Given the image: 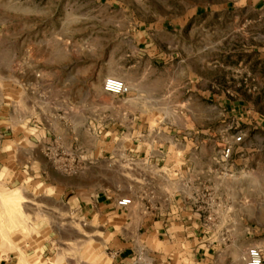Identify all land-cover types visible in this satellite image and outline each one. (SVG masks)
Masks as SVG:
<instances>
[{
    "label": "rangeland",
    "instance_id": "rangeland-1",
    "mask_svg": "<svg viewBox=\"0 0 264 264\" xmlns=\"http://www.w3.org/2000/svg\"><path fill=\"white\" fill-rule=\"evenodd\" d=\"M212 1L0 0V140L3 146L20 147L23 158L33 147L47 167L76 175L77 182L86 178L87 171L99 182L104 164L111 181H125L130 193L139 185L131 180L130 171L140 160L132 153L123 155L118 146L138 143L140 135L151 138L155 99H181L190 91L170 89L169 83L186 77L173 81L167 71L194 69L196 48L216 46L220 56L210 54L209 59L220 62V76L210 89L218 104L212 102L210 89L202 98L209 110L218 105V117L207 128L214 129L215 136L210 138L218 135L219 145L208 140L202 158L195 146L191 157L189 151L187 188L194 192L197 205L211 204L206 219L221 232V238L228 241V234L233 233L239 244L251 236L252 245L264 251V243L256 242L264 238V65L257 59L246 65L243 59L250 58L243 45L251 31L256 32L250 31L249 24L209 17L208 32L202 26L195 28L196 6ZM203 12L204 8L198 12L202 18ZM197 33L201 35L198 40ZM230 48L237 49L235 71L224 68L231 62ZM108 77L122 79L129 91H105ZM178 106L185 109L187 103L182 100ZM174 108L163 105L161 116L165 123L172 119L175 126H181L183 116L172 114ZM144 109L147 115L140 116ZM238 134L243 138L236 142ZM228 147L231 150L226 155ZM123 170L127 173L121 176L118 171ZM14 192L8 190V196ZM8 196L0 199V224H21H7L19 231H0V239L19 256L18 264H28L27 257L37 256H43L45 264H73L81 251L73 247L69 232H54L53 238L49 230L37 236L30 226L35 217L25 213L32 203L21 197L22 204L14 206ZM83 220L72 223L81 230L80 242L90 240L91 250L98 251V232L89 234ZM247 228L250 233L245 232ZM68 239H72L71 247ZM91 261L97 263L96 258Z\"/></svg>",
    "mask_w": 264,
    "mask_h": 264
},
{
    "label": "crops",
    "instance_id": "crops-1",
    "mask_svg": "<svg viewBox=\"0 0 264 264\" xmlns=\"http://www.w3.org/2000/svg\"><path fill=\"white\" fill-rule=\"evenodd\" d=\"M203 8L204 18L198 14ZM195 16L199 18L195 28L198 30L202 26L206 32L209 31L206 28V19L209 17H216L229 24H249L250 31L256 29V32L251 31V36L246 39L248 43L243 45L244 54L250 57L249 60L243 59L246 65L255 59L259 65H264V0H213L212 3L196 6ZM198 33L197 40L201 38ZM255 34L259 37H255ZM229 50V63L232 65L227 64L224 68L235 71L233 66L239 62L237 49ZM214 53L220 56L216 46L197 47L193 56L196 63L194 69L178 71L174 68L167 71L173 81L180 76L186 77L184 81L169 84L174 91L189 89L188 96L181 99L170 97L169 100L156 98L153 118L155 127L151 138L145 139L140 135L138 143L118 146L117 151L123 155L132 153L140 160L135 169L130 171L131 180L139 184L136 190L127 193L125 181H119L122 184L111 181L109 169L104 164L98 173L99 182L93 181L91 171L84 173L86 178L77 182L76 175H65L53 166L47 167L32 151L33 147L25 152L27 154L24 153L23 158L20 147L3 146L0 140V199L6 198L8 190L13 189L23 195L25 202L30 201L33 204L30 205L31 210L25 213L35 217L30 226L37 236L50 230L54 238V232L59 234L68 231L73 237V247L78 246L81 251V255L74 258L73 264H94L91 260L95 258L96 264H246L247 250L255 246L252 245V237L239 244L233 233L228 234V241L221 238V232L208 224L206 219L211 204L207 202V206L197 205L194 192L187 188L188 180L185 176L189 151L191 157L198 150L202 158L207 153L208 140L219 145L218 135L211 139L215 136L212 133L214 129L207 128L208 122L218 117V105L213 104L209 110L207 102L202 98L207 89L219 83L220 62L209 59V55ZM208 92L213 96L212 102L218 104L216 94L211 89ZM132 99L137 102L140 100L137 97ZM182 100L187 103L185 109L178 106ZM163 105L177 106L172 114L183 116L181 126H175L172 119L164 122L161 116ZM140 114L147 115V109ZM135 125H132L133 129ZM181 135H184V140L176 138ZM193 146L197 148L195 151ZM118 173L124 176L127 172L123 170ZM147 180L148 184H144L143 181ZM125 197L131 198L132 203L120 206L118 201ZM77 218L84 219L85 225L89 226V234L98 232L99 240L95 245L98 251L91 250L93 246L90 240L80 242L81 230L72 225ZM7 224L17 226L21 222L13 225L5 221L0 224L3 226L0 231H19ZM245 232L250 233V229H245ZM261 239H256V242L264 243V238ZM68 241L71 247L72 239ZM4 244L0 239V252H6L0 256V264H18L19 256ZM26 244L22 243V246ZM93 254L96 255L93 257ZM27 263L45 264V261L43 256L27 257Z\"/></svg>",
    "mask_w": 264,
    "mask_h": 264
},
{
    "label": "built area",
    "instance_id": "built-area-1",
    "mask_svg": "<svg viewBox=\"0 0 264 264\" xmlns=\"http://www.w3.org/2000/svg\"><path fill=\"white\" fill-rule=\"evenodd\" d=\"M104 89L107 92L113 93V94H123L127 91H129L128 85L119 78L116 77H108L104 81ZM243 136L242 134L236 135L234 140L236 142L242 140ZM231 150V147H228L226 149V155L229 154ZM132 203V199L125 197L118 201V204L120 206H128ZM246 264H264V254L261 248L257 246H251L247 250V256H246Z\"/></svg>",
    "mask_w": 264,
    "mask_h": 264
},
{
    "label": "bare ground",
    "instance_id": "bare-ground-1",
    "mask_svg": "<svg viewBox=\"0 0 264 264\" xmlns=\"http://www.w3.org/2000/svg\"><path fill=\"white\" fill-rule=\"evenodd\" d=\"M21 197H22L21 194H19L18 191L17 192L15 191L12 195L8 196V199L10 202H12V204L14 203L13 204L14 206H16L17 204H22Z\"/></svg>",
    "mask_w": 264,
    "mask_h": 264
}]
</instances>
